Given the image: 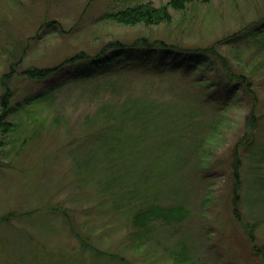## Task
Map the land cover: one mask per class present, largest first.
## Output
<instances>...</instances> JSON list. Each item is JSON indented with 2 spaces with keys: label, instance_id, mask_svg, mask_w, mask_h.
<instances>
[{
  "label": "rangeland",
  "instance_id": "374dc122",
  "mask_svg": "<svg viewBox=\"0 0 264 264\" xmlns=\"http://www.w3.org/2000/svg\"><path fill=\"white\" fill-rule=\"evenodd\" d=\"M168 1L0 0V82L10 76L5 80L13 92L5 118L11 130L0 129V264H264V47L254 50L260 113L240 150L238 185L230 155L246 128L251 104L245 97L219 114L213 108L223 85L207 97L180 72L154 73L152 60L107 81L84 83L83 74L68 80L89 71L76 61L82 54L95 56L110 41L147 37L207 47L264 16V0H210L170 10L168 25L124 26L105 18L133 5ZM249 50L242 43L221 48L241 66L247 58L234 57H249ZM46 67L59 69L40 81L21 75ZM192 69L187 77L205 71L203 65ZM200 76L217 81L212 71ZM51 84L59 86L53 100L30 101ZM126 95L159 100L170 110L158 117L164 128L151 130L142 145L119 148V156L108 151V122L99 108ZM73 160L83 164L78 168ZM81 176L87 179L82 186ZM108 183L105 199L98 192ZM119 202L130 211L113 208ZM150 205L181 209L185 216L154 218L141 229L134 216Z\"/></svg>",
  "mask_w": 264,
  "mask_h": 264
},
{
  "label": "trees",
  "instance_id": "16d2710c",
  "mask_svg": "<svg viewBox=\"0 0 264 264\" xmlns=\"http://www.w3.org/2000/svg\"><path fill=\"white\" fill-rule=\"evenodd\" d=\"M209 1L210 0H169L164 5L159 7H155L153 4L148 2L107 13L105 14V18L124 26L168 25L172 22L170 10L182 11L186 8V6L192 3L207 4ZM165 43L166 41L164 40H149L147 37L138 38L132 42L126 43L120 41L107 42L95 56H83L82 54V57L78 58L76 61H79L80 63L85 62L87 67L85 69L89 71H84L81 67H78L77 70L81 69L80 73L76 72L72 77L69 76L68 80L70 82H76L79 79V74H83L84 76L81 77V79L82 81H85L84 83L89 82V80L107 81L110 80L117 72L125 69L126 67L134 66L135 68H139L141 65H147V63H150L152 60V63H154V68L152 69H155L154 73L175 74L180 72L184 76L183 78H189V80H191L192 85L198 86L200 89H205L203 92L207 95V97L213 88L223 85L222 97L217 103L219 105L213 108L214 111L219 114L223 113L222 115H224V112L226 110L228 111L232 104L240 103L241 96L245 97L251 104L248 113L244 117V125L246 128L242 137L232 148V154L230 155L234 178H237L236 184L238 185L240 183L238 170L242 164L240 150L243 149L247 143L246 132L252 131L253 128L256 127L258 115L260 113L257 108L259 97L256 94L257 83L255 78V73L258 71L257 68H259L260 64L257 63L256 67L253 62L255 59L254 50L256 47H264V16L256 23L245 25L240 28L239 31L221 38L214 44L207 47H195L190 49L177 46L176 44ZM231 43H242L250 48V50L247 51L249 57L244 56L242 58H238V55L234 57V59L238 62L247 58L248 62L246 64L242 66L238 63L232 64L228 55L221 52V48L224 45ZM178 59H180V62H175ZM193 65H203V67H205V71L215 72L217 78L216 83L207 81L200 76L205 71L196 74V76L187 77L193 70ZM58 69V67L28 68L21 72V75L32 81H40L55 75L58 72ZM6 78L8 82L10 76L3 75L1 79L2 82H0L3 90L0 95V129L3 133H8L11 130L9 129L10 125L5 121V118L9 115L8 113L11 112L12 108L9 107V102L13 95V92H11L9 85L5 80ZM58 88L59 86L51 84L46 89L32 95L29 99L30 101L35 100L37 102L53 100L57 94L56 92ZM141 97L142 96L131 98L126 95L123 99L119 98V100L113 104L109 102L99 108L100 113L106 116V121L108 122L107 125L104 126L106 129H103L107 130L105 135H107L111 140V146L110 149H108L109 152H116L119 153V156H122L123 154L120 152L122 149L119 148L124 146L136 147L137 145H142L144 139H146V135L150 133L151 130L155 131L165 127V122L158 117L164 112L170 110L165 109L168 108L167 106H169V104L166 103L167 106H165L163 105L164 103L159 100L146 98L142 99ZM187 114L192 117L191 111ZM212 124L213 123L210 125ZM212 130L216 131V129ZM197 143L198 142L194 145L196 146ZM94 157L95 154L88 156L87 161H93ZM73 162L75 164H79L78 168H80L81 164H83L77 162L76 160H73ZM92 169L93 167L90 168V174H92ZM87 172L89 173V171ZM92 176H94V174ZM90 177L91 176H89V178ZM81 179V182L78 184H86V177L83 176ZM110 185L108 183L106 187L102 188V190L98 192V195L102 193L104 195L103 198H108L106 196H108L107 192L111 189ZM237 189V187L234 188L231 200L234 211L236 210L238 204L239 195L237 194ZM83 192L84 189H82V193ZM83 197L89 202L90 199L88 197ZM107 203L108 202H105V204L99 203L98 205L96 203L94 205L95 208L93 209L94 206H91L90 209L96 211L97 209L105 207ZM114 204L115 203L112 204L113 208H123L125 211H130L129 206L126 207L125 205L120 204V202L115 204L116 206ZM60 213L64 217H67L66 211L61 209ZM172 215H179V220H181L185 216V213L181 209L163 210L162 208L150 205L146 208L137 210L133 223L141 229H146L151 219L160 217L166 221L175 220V216L173 219L170 218ZM74 235L79 241L77 234ZM81 245L83 247H89V245H85L83 242Z\"/></svg>",
  "mask_w": 264,
  "mask_h": 264
}]
</instances>
